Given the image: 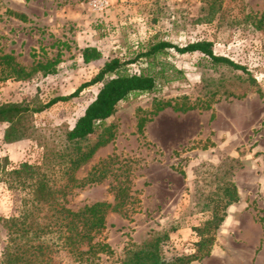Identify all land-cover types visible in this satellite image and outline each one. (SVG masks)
I'll list each match as a JSON object with an SVG mask.
<instances>
[{"label":"rangeland","instance_id":"obj_1","mask_svg":"<svg viewBox=\"0 0 264 264\" xmlns=\"http://www.w3.org/2000/svg\"><path fill=\"white\" fill-rule=\"evenodd\" d=\"M92 1L0 0V54L12 55L27 71L38 64L54 71L0 83V105L34 108L67 96L105 62L125 60L161 40L180 46L211 42L215 55L246 71L213 65L198 52L173 55L168 61L182 71L178 81L118 105L106 122L112 140L74 173L75 187L64 198L73 211L97 202L113 205L116 196L123 201L108 212L96 237L110 254L86 264H120L126 247L159 232L168 234L165 258L193 254L194 228L215 214L223 221L211 253L193 264H264V0H222L214 13L210 0H108L103 12ZM87 48L101 58L84 63ZM99 87L24 118L19 131L27 137L17 142H5L8 124L0 123V160H7L8 169L41 165L46 149L63 148L65 133ZM156 101L171 106L154 114ZM185 103L192 109L174 111ZM142 118L146 123L138 130ZM228 184L238 195L229 205L223 191ZM21 197L0 183V218L16 214ZM5 242L0 221V255ZM55 260L71 264L65 252Z\"/></svg>","mask_w":264,"mask_h":264},{"label":"trees","instance_id":"obj_2","mask_svg":"<svg viewBox=\"0 0 264 264\" xmlns=\"http://www.w3.org/2000/svg\"><path fill=\"white\" fill-rule=\"evenodd\" d=\"M211 11L217 10L222 0H210ZM220 7V6H219ZM213 45L208 41L189 43L183 46L169 42L156 41L133 52L121 60L105 62L92 79L82 83L73 93L56 97L34 108L21 104L0 105V123H7L4 134L6 143L26 138L19 131V124L30 114L41 113L58 102L77 98L89 87L100 85L94 99L87 105L73 127L65 133L63 148L46 149L41 165L22 163L17 168L8 169L7 160H0V183L10 191L22 194L16 214L0 218L6 231L5 246L0 255V264H61L55 255L65 252L71 264H86L98 259V254H110L108 244L96 241L104 229L108 212H115L123 201L115 197V203L97 202L86 205L77 211L66 207L64 198L67 190L75 187L74 173L85 165L96 151L108 144L112 138L111 127L106 125L121 102L141 95L159 94L171 83L181 78L182 71L168 61L173 55L200 53L213 65H225L233 70L245 72L246 69L232 60L217 56ZM101 53L87 48L82 54L84 63L99 60ZM137 65L139 71L132 73L129 66ZM36 71L52 74L47 65H36L27 71L10 54H0V83L7 80L24 81ZM171 103L156 101L154 114L170 107ZM174 111L186 113L192 109L186 103L175 104ZM145 118L138 122L142 130ZM100 132L97 141L89 146L86 141ZM227 204L238 199L236 188L228 184L223 190ZM223 218L213 215L203 226L194 228L198 237L195 252L187 256L167 259L162 254V246L168 241L167 233H154L138 245L124 249L120 264H190L210 255L214 243V232Z\"/></svg>","mask_w":264,"mask_h":264},{"label":"built area","instance_id":"obj_3","mask_svg":"<svg viewBox=\"0 0 264 264\" xmlns=\"http://www.w3.org/2000/svg\"><path fill=\"white\" fill-rule=\"evenodd\" d=\"M91 6L96 12H103L108 8L109 3L108 0H93Z\"/></svg>","mask_w":264,"mask_h":264},{"label":"crops","instance_id":"obj_4","mask_svg":"<svg viewBox=\"0 0 264 264\" xmlns=\"http://www.w3.org/2000/svg\"><path fill=\"white\" fill-rule=\"evenodd\" d=\"M195 262H197V261H195ZM195 262H192V263H190V264H193V263H195Z\"/></svg>","mask_w":264,"mask_h":264}]
</instances>
